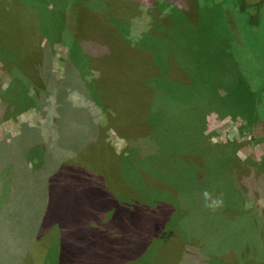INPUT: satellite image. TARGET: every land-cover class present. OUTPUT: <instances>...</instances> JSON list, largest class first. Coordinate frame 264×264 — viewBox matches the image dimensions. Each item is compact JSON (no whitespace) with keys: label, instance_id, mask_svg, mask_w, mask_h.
Listing matches in <instances>:
<instances>
[{"label":"rangeland","instance_id":"1","mask_svg":"<svg viewBox=\"0 0 264 264\" xmlns=\"http://www.w3.org/2000/svg\"><path fill=\"white\" fill-rule=\"evenodd\" d=\"M45 1L50 3L42 8L45 14L59 6L58 0L40 3ZM92 1L95 6L96 0H78L80 8L69 11L68 22L42 17L45 34L38 42L40 53L43 47L47 51L43 69L56 77L65 66L68 72L77 67L83 80H93L97 67L87 66L86 51L100 54L108 46L106 61L122 64L127 58L123 43L134 48L151 34L152 22L156 29L171 23L170 8L175 6L174 36L167 42L182 53L178 61L191 78L213 76L215 86H222L218 100L208 83L192 84L184 108L197 103L204 109L205 142L230 143L233 157L227 154L196 179H176L172 189L143 182L142 193L137 190L140 198L120 183L92 187L72 181L45 204L29 202L31 195L46 193L47 182L35 184L38 170L29 169V151L36 146L27 135H18L10 146L0 145V263L4 257L5 264H124L134 259L136 264H264V0H137L132 16L126 15L117 29L104 19L99 22L101 12L91 9ZM124 4L117 0L116 7ZM8 15L0 2V19ZM87 35L103 37L94 42ZM18 54L14 50L12 60ZM5 64L0 59V139L8 140L21 123L45 120L39 101L9 109L1 90L13 76ZM123 73L121 68L114 75ZM105 81V92L118 100L116 89ZM15 92L20 90L13 87ZM219 102V111L208 108ZM106 140L117 154L127 146L113 129ZM205 190L213 198L222 196V206L206 207Z\"/></svg>","mask_w":264,"mask_h":264},{"label":"trees","instance_id":"2","mask_svg":"<svg viewBox=\"0 0 264 264\" xmlns=\"http://www.w3.org/2000/svg\"><path fill=\"white\" fill-rule=\"evenodd\" d=\"M40 1L14 0L18 7L13 8L12 0H0L4 13L11 14L0 19V59L13 76L8 87L1 90V95L6 97L11 110L39 101L42 105L39 111L45 120L43 124L38 122L30 126L21 123L14 136L8 140L0 139V145L10 146L18 135L25 134L30 144L36 146L29 151V169L37 167L36 181L40 182L35 181V184L47 182V190L41 196L31 195L34 199L29 202L51 203L55 191L66 188L72 181L92 187L120 183L131 195L140 198L143 182L147 186L172 189L176 179H196L207 168L215 167L227 154H233L229 153V150L232 152L230 143L222 147L205 142L202 134L204 109H199L197 103L191 106L192 109L184 108L189 105L187 92L192 84L208 83L218 100H221L218 90L222 86H215L213 76L192 79L189 70L178 61L182 53L178 55L180 52L167 42L173 35L171 25L175 6L170 8L173 21L170 20L167 27L156 29V23L152 22L151 34L140 43L135 42L134 48L123 43L127 58L122 64L106 61L110 55L108 46L102 47L100 54L86 51L87 66L90 68L93 64L97 72L93 80L85 81L84 73L77 67L68 72L65 66L63 74L56 77L46 72L43 60L47 51L44 47L41 49L42 58L38 42L41 43L45 34L42 17L51 15V18L68 22L67 14L80 8L78 0H58V11L51 10L48 14L42 8L50 3ZM96 1L95 6L92 1L94 7L91 9L100 10L101 13L97 11L99 22L104 19L114 29L119 23L124 24L122 21L128 19L126 15L131 17L138 5L137 0H125L122 7H116L117 0ZM153 16L158 22V17ZM9 37L16 41L14 46L7 39ZM102 37L87 35L86 38L95 42ZM14 50L19 51L20 56L18 54L12 60ZM121 68L125 73L114 75ZM104 73L112 75L106 78ZM106 79L109 88L116 89L114 93L118 94V100L114 101L105 92ZM211 81L214 83L209 85ZM13 87L20 92L12 93ZM210 107H217L219 111L220 102ZM97 114L101 116L98 119ZM44 126L47 127L45 130ZM110 129L126 138L127 146L119 154L106 140ZM106 172L108 178L104 175ZM83 261L89 262L88 258ZM136 263L134 259L124 264ZM0 264H5L4 257Z\"/></svg>","mask_w":264,"mask_h":264},{"label":"clouds","instance_id":"3","mask_svg":"<svg viewBox=\"0 0 264 264\" xmlns=\"http://www.w3.org/2000/svg\"><path fill=\"white\" fill-rule=\"evenodd\" d=\"M203 196L205 198V206L212 208L213 210H215L217 207L222 206L223 204L222 196L213 198L207 190L204 191Z\"/></svg>","mask_w":264,"mask_h":264}]
</instances>
